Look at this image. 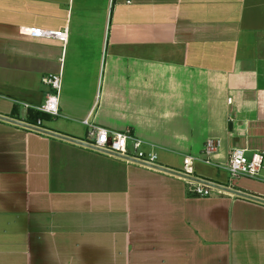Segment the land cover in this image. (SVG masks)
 Returning a JSON list of instances; mask_svg holds the SVG:
<instances>
[{
  "label": "crops",
  "instance_id": "crops-1",
  "mask_svg": "<svg viewBox=\"0 0 264 264\" xmlns=\"http://www.w3.org/2000/svg\"><path fill=\"white\" fill-rule=\"evenodd\" d=\"M0 114L129 129L174 170L214 139L191 175L264 198V0H0ZM233 147L263 154L255 181L230 182ZM191 184L0 120V264H264V204Z\"/></svg>",
  "mask_w": 264,
  "mask_h": 264
},
{
  "label": "built area",
  "instance_id": "built-area-1",
  "mask_svg": "<svg viewBox=\"0 0 264 264\" xmlns=\"http://www.w3.org/2000/svg\"><path fill=\"white\" fill-rule=\"evenodd\" d=\"M19 30L22 34L30 37L56 38L62 42L66 40L67 36L66 29L52 30L41 27L23 26L20 27ZM41 80L43 83L50 86L52 93L47 95L44 102L37 107V110L50 115H57L61 74H48L42 77ZM82 123L88 126L87 140H85V142L105 151L132 158L145 165H159L156 153L153 150H145L143 147L144 142L136 137L131 130H109L90 123L87 118L83 119ZM217 147L218 141L207 139L199 154L189 155L183 158V169L178 171L191 174L190 166L192 165L193 160L201 159L204 162H209V156L217 149ZM140 166L149 168L144 165ZM223 168L228 172L230 177L237 178L240 176H246L250 178H258L263 168V154L259 151H251L248 153V149L233 147L228 153V159ZM190 190L199 196H208L212 191L211 188L197 183H192Z\"/></svg>",
  "mask_w": 264,
  "mask_h": 264
},
{
  "label": "water",
  "instance_id": "water-1",
  "mask_svg": "<svg viewBox=\"0 0 264 264\" xmlns=\"http://www.w3.org/2000/svg\"><path fill=\"white\" fill-rule=\"evenodd\" d=\"M0 120L8 122V123H11V124H14V125H17V126H20V127H23V128H27V129L36 131V132H39V133H43V134H46V135H49V136H53V137H56V138H59V139H62V140H65V141H68V142L83 146V147H86V148H89V149L95 150V151L100 152V153L112 155V156L118 157L120 159L129 161V162H133V163H136V164L144 165V166H147V167H149L151 169H154L156 171H159V172H162V173H165V174H169V175H172V176H176V177L182 178V179H184V180H186L188 182H191V183L201 184V185L207 186V187H209L211 189L219 190V191H222V192H225V193H230V194H233V195H236V196H239V197H243V198L250 199V200L257 201V202H260V203L264 204V198H261V197H258V196L252 195V194H248V193H245V192L230 188L228 186L220 185L218 183H215V182H212V181H208V180L193 176L191 174H186V173L180 172L178 170H174V169H171V168H168V167H164V166H161V165H145V164L140 163L139 161H136V160H134L132 158L121 156V155H118V154H115V153H111V152L105 151V150L97 148V147H95V146H93V145H91V144H89V143H87V142H85L83 140L75 139V138L68 137V136L63 135V134L56 133V132H53L51 130L45 129L43 127H40L38 125L27 123V122H24V121L15 119V118H11V117H8V116H5V115H1V114H0Z\"/></svg>",
  "mask_w": 264,
  "mask_h": 264
},
{
  "label": "rangeland",
  "instance_id": "rangeland-1",
  "mask_svg": "<svg viewBox=\"0 0 264 264\" xmlns=\"http://www.w3.org/2000/svg\"><path fill=\"white\" fill-rule=\"evenodd\" d=\"M200 153V152H199ZM198 153V154H199ZM226 172V171H225ZM227 176L230 179V182H236V181H255L254 179L250 178V177H246V176H240V177H230V175L227 174Z\"/></svg>",
  "mask_w": 264,
  "mask_h": 264
},
{
  "label": "trees",
  "instance_id": "trees-1",
  "mask_svg": "<svg viewBox=\"0 0 264 264\" xmlns=\"http://www.w3.org/2000/svg\"><path fill=\"white\" fill-rule=\"evenodd\" d=\"M32 117L34 119H36V118L40 117V113L36 112V113L32 114Z\"/></svg>",
  "mask_w": 264,
  "mask_h": 264
}]
</instances>
